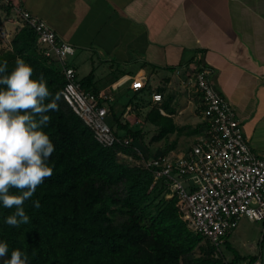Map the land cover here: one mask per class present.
I'll return each instance as SVG.
<instances>
[{"label":"trees","instance_id":"1","mask_svg":"<svg viewBox=\"0 0 264 264\" xmlns=\"http://www.w3.org/2000/svg\"><path fill=\"white\" fill-rule=\"evenodd\" d=\"M3 7L11 12V4ZM17 57L32 66L33 78L43 76L50 92L60 93V98L58 109L48 113L51 119L45 128L56 146L49 158L53 174L24 202L28 223L18 227L3 223L14 208L0 207V240L8 243V256L20 249L29 264H237L243 258L229 242L234 257L217 256L218 247L182 218L177 197H166L164 183L153 185V172L135 143L143 138V131L121 122L115 100L109 102L110 123L131 143L108 146L97 139L62 94L66 77L61 64L42 52L28 24L17 30L10 51L0 50V61L7 62L5 74L15 67ZM80 81L88 92L99 94L93 70ZM175 112L165 101L147 113L160 128L154 139L180 130ZM199 126L197 134L206 121ZM120 154L133 155L141 163L121 159ZM37 200L38 208L33 205ZM197 249L201 255L194 256ZM257 260L258 255L250 256L246 264Z\"/></svg>","mask_w":264,"mask_h":264},{"label":"crops","instance_id":"2","mask_svg":"<svg viewBox=\"0 0 264 264\" xmlns=\"http://www.w3.org/2000/svg\"><path fill=\"white\" fill-rule=\"evenodd\" d=\"M0 2L12 6L10 13L0 6L2 21L3 13L9 17L22 6L72 43L76 51L69 64L79 79L93 70L94 83L99 94L107 95V103L122 100L119 91L124 88L144 94L158 75L164 81L190 68H209L212 84L231 102L251 147L264 157V0ZM75 55L88 66L82 77L81 65L71 60ZM140 82L141 87L136 86ZM131 97L128 94V101ZM170 106L176 105L170 100ZM262 255L257 261L262 262Z\"/></svg>","mask_w":264,"mask_h":264},{"label":"built area","instance_id":"3","mask_svg":"<svg viewBox=\"0 0 264 264\" xmlns=\"http://www.w3.org/2000/svg\"><path fill=\"white\" fill-rule=\"evenodd\" d=\"M16 10L22 25L35 30L42 52L61 64L66 77L62 94L97 139L108 146L130 144L131 139L116 134L110 123L107 95L83 88L77 70L69 64L75 46L62 39L45 19L22 6ZM210 74L207 67L197 69L195 81L206 126L195 142L186 151L161 153L144 158V162L153 172V185L164 183L166 197H177L188 226L206 235L219 249L242 218L264 221V157L251 147L233 105L214 87ZM154 99L161 100L162 94L154 93Z\"/></svg>","mask_w":264,"mask_h":264},{"label":"clouds","instance_id":"4","mask_svg":"<svg viewBox=\"0 0 264 264\" xmlns=\"http://www.w3.org/2000/svg\"><path fill=\"white\" fill-rule=\"evenodd\" d=\"M6 70L7 62L0 61V207L14 208L3 223L18 227L29 221L24 202L53 174L49 158L56 146L45 128L48 113L59 107L60 93L50 92L43 76L33 78L32 66L22 57ZM33 205L38 208L39 201ZM8 252V243L0 240L2 264H29L20 249Z\"/></svg>","mask_w":264,"mask_h":264},{"label":"rangeland","instance_id":"5","mask_svg":"<svg viewBox=\"0 0 264 264\" xmlns=\"http://www.w3.org/2000/svg\"><path fill=\"white\" fill-rule=\"evenodd\" d=\"M5 5V3L3 4L0 2V6ZM3 15V25L0 27V50L7 52L11 50V40L17 30L22 26V20L17 13L10 14V16L8 15L9 17L4 13ZM16 15H18V17ZM4 20L8 22L4 24ZM71 60L77 65H81V67H79L80 77L89 72L88 66L84 64L85 62L82 61V58L75 55ZM87 63L91 64V60L87 59ZM196 73V68H190L177 74L178 76L174 79L165 77L163 78L164 81L160 79L162 75L160 78H158V75V77L155 78L156 81H153V83L151 81L149 84L150 87L147 86L148 89L145 90L144 94H140V92H138L139 90L136 91V94H131L132 92L130 93L126 88L119 91L122 100L119 99V101H116L114 110L119 113L122 123L127 121L136 129L139 128L143 131V138L136 140L135 143L145 158L148 159L153 156H158L162 152L170 153L174 151V153H178L186 151L195 142L198 136L195 129L200 127V123L204 121L201 114V95L196 87ZM100 75L104 76V73L102 74L101 72ZM156 92L163 93L161 100L154 99V93ZM128 94L132 97L127 104ZM170 100L176 105L175 107L179 109L177 125L180 127V130L156 140L154 136L159 133L160 128L147 118V113L152 108L158 107L163 102ZM106 104L110 109L109 102H106ZM125 104H127V106ZM163 111L164 110H162V112ZM110 118L113 119L112 117ZM116 128L117 126H115V129ZM120 158L130 162L134 161L141 163V159L135 158L133 155L120 154ZM238 226V229L233 231L230 235L229 243L232 245L233 250L236 249L238 253L243 255V258L238 264H246L250 256H260L264 253V250H262L264 247L262 243L264 238V221L244 217L241 219ZM233 250L227 246V243L223 242L220 248L217 249L216 255L223 257L225 260H230L234 257ZM199 255H201V250L197 249L194 252V256ZM262 263H264V254L262 255Z\"/></svg>","mask_w":264,"mask_h":264},{"label":"water","instance_id":"6","mask_svg":"<svg viewBox=\"0 0 264 264\" xmlns=\"http://www.w3.org/2000/svg\"><path fill=\"white\" fill-rule=\"evenodd\" d=\"M264 264V263H263Z\"/></svg>","mask_w":264,"mask_h":264}]
</instances>
